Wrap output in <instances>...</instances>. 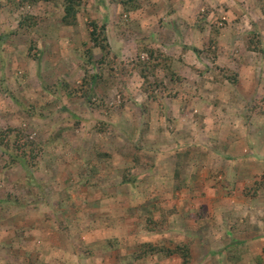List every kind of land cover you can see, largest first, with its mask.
<instances>
[{
  "label": "rangeland",
  "instance_id": "374dc122",
  "mask_svg": "<svg viewBox=\"0 0 264 264\" xmlns=\"http://www.w3.org/2000/svg\"><path fill=\"white\" fill-rule=\"evenodd\" d=\"M21 1L0 0V264H264V0H72V23Z\"/></svg>",
  "mask_w": 264,
  "mask_h": 264
},
{
  "label": "trees",
  "instance_id": "16d2710c",
  "mask_svg": "<svg viewBox=\"0 0 264 264\" xmlns=\"http://www.w3.org/2000/svg\"><path fill=\"white\" fill-rule=\"evenodd\" d=\"M15 1V0H12ZM41 0H22L21 3L26 2V3H30V4H36ZM72 0H69L66 3L71 2ZM75 1V0H74ZM72 1V2H74ZM120 3L125 4V8H129V5H132L131 2H133L134 0H117ZM71 3L66 5V21H68V23H72L70 20L71 19H75L76 17V9L74 8V5ZM92 31H91V39L93 40L94 46L98 47L101 49V51L105 54L109 52L110 46L108 43V39L106 38L105 34V28L104 26H98V24L94 23L92 25ZM152 58L154 57V53H151ZM166 58V56H165ZM164 58V59H165ZM104 60L101 59H97L96 60V65L98 64H103ZM137 69H141V74L148 79V74L150 71V66L147 65L146 63H144L142 66H140V64H137L136 66ZM154 69V65L153 67H151ZM100 77L98 75H93L92 78L90 79L91 82H89L88 84H92L94 81L98 80ZM148 81V80H147ZM156 84V83H155ZM135 183H139L141 182V177H134L132 179ZM157 204H154V206L156 207ZM163 250L165 251V253L167 254V256L172 255V254H181V255H189V251L187 248H183L182 246H177L175 249H172L170 247H163Z\"/></svg>",
  "mask_w": 264,
  "mask_h": 264
},
{
  "label": "crops",
  "instance_id": "0c3cea01",
  "mask_svg": "<svg viewBox=\"0 0 264 264\" xmlns=\"http://www.w3.org/2000/svg\"><path fill=\"white\" fill-rule=\"evenodd\" d=\"M247 160H253L254 158L250 157V156H247L246 157Z\"/></svg>",
  "mask_w": 264,
  "mask_h": 264
}]
</instances>
